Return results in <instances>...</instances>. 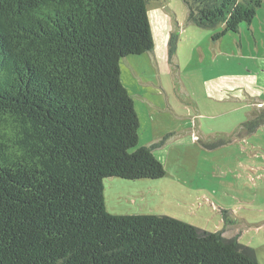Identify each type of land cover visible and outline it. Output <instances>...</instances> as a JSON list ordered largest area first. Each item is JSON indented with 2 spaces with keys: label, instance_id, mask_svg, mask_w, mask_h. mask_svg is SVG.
<instances>
[{
  "label": "trees",
  "instance_id": "obj_1",
  "mask_svg": "<svg viewBox=\"0 0 264 264\" xmlns=\"http://www.w3.org/2000/svg\"><path fill=\"white\" fill-rule=\"evenodd\" d=\"M185 3L222 38L264 0ZM154 49L148 0H0V264H259L224 232L107 211L106 180L166 177L122 82V60ZM262 127L263 105L245 131Z\"/></svg>",
  "mask_w": 264,
  "mask_h": 264
},
{
  "label": "rangeland",
  "instance_id": "obj_2",
  "mask_svg": "<svg viewBox=\"0 0 264 264\" xmlns=\"http://www.w3.org/2000/svg\"><path fill=\"white\" fill-rule=\"evenodd\" d=\"M148 11L155 48L164 46L159 37L169 26L177 52L169 54L164 73L153 52L123 59L122 82L136 103L138 148L158 145L154 153L166 177L106 180L107 209L224 232L264 264V127L245 131L264 103V4L251 26L222 38L223 27L200 29L189 22L185 0H148ZM179 85L192 101L178 96ZM223 96L254 100L219 101Z\"/></svg>",
  "mask_w": 264,
  "mask_h": 264
},
{
  "label": "crops",
  "instance_id": "obj_3",
  "mask_svg": "<svg viewBox=\"0 0 264 264\" xmlns=\"http://www.w3.org/2000/svg\"><path fill=\"white\" fill-rule=\"evenodd\" d=\"M163 29V28H162ZM161 29V30H162ZM172 29H170L169 28V26H168V28H164V30L162 31V33H161V36L159 37V38H161V37H163L161 40H162V42H164V46H162L161 47V50H157L156 48L154 49V51H153V55H154V59H155V62L159 65V67H160V69L162 70V72L164 73L165 72V70H167V67H168V56H169V49H168V46H169V41H170V36H171V34H172ZM152 53V52H151ZM216 84H217V82H216ZM177 92H178V96L180 97V98H182L183 100H189V101H192V98H191V96H183V94H185L186 93V91L184 92V89H183V87L181 86V85H179L178 86V89H177ZM218 97H221V96H218ZM224 98H219V101H225V100H228L229 98H230V100H235L236 102L237 101H241V102H243V100H247L248 99V101L250 100V102L251 101H253L254 99L252 98V96H223ZM241 98V99H240ZM248 101H246V102H248ZM149 104L152 106V107H154V104L150 101L149 102ZM260 104V106H264V103H262V102H260V103H258V105ZM262 104V105H261ZM135 105H136V103H135ZM248 106V105H247ZM174 107L176 108V106L174 105ZM170 109H171V111L172 112H174L175 110L174 109H172L171 107H170ZM151 111H153V110H151ZM154 112V111H153ZM142 181H144V180H142ZM136 182H139V181H136ZM106 208H107V206H106ZM107 211H108V209H107ZM109 212V211H108ZM110 213V212H109ZM112 214V213H111ZM113 215H115V214H113ZM226 238V237H225Z\"/></svg>",
  "mask_w": 264,
  "mask_h": 264
},
{
  "label": "built area",
  "instance_id": "obj_4",
  "mask_svg": "<svg viewBox=\"0 0 264 264\" xmlns=\"http://www.w3.org/2000/svg\"><path fill=\"white\" fill-rule=\"evenodd\" d=\"M262 107V106H261Z\"/></svg>",
  "mask_w": 264,
  "mask_h": 264
}]
</instances>
